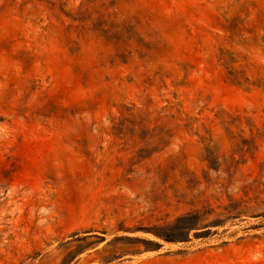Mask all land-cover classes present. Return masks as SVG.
Listing matches in <instances>:
<instances>
[{"label":"rangeland","instance_id":"obj_1","mask_svg":"<svg viewBox=\"0 0 264 264\" xmlns=\"http://www.w3.org/2000/svg\"><path fill=\"white\" fill-rule=\"evenodd\" d=\"M0 264H264V0H0Z\"/></svg>","mask_w":264,"mask_h":264}]
</instances>
